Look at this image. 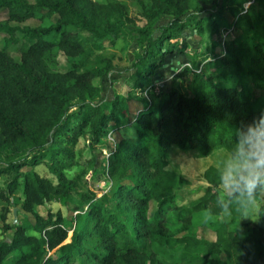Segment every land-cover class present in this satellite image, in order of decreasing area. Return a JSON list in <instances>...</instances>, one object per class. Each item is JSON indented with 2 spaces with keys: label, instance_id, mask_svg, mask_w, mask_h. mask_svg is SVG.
<instances>
[{
  "label": "trees",
  "instance_id": "16d2710c",
  "mask_svg": "<svg viewBox=\"0 0 264 264\" xmlns=\"http://www.w3.org/2000/svg\"><path fill=\"white\" fill-rule=\"evenodd\" d=\"M134 1L139 11L133 18L123 0H0V10H7L0 21L6 33L0 48V176L7 177L0 188V229L9 233L0 240V264H264V257L254 260L244 252L245 245L264 244V228L249 238L223 223L213 241L189 231L175 234L168 224L183 223L185 230L192 214L218 211V169L205 170L207 189L180 208L174 190L188 180L166 167L171 147L202 155L220 147L230 152L237 130L264 116V93L252 95V88L264 91V0ZM52 15L57 19L49 25L9 24ZM165 16L167 23L157 24ZM136 19L142 21L134 30L141 51L131 63L132 76L137 88L150 89L137 116L123 97L109 107L93 103L100 92L93 79L114 68V54L103 50L102 40ZM226 28L257 41H225L224 55L195 58L165 90L151 91L159 77L150 78L166 55L186 52L177 44L185 29L215 34ZM13 45L18 61L8 50ZM58 54L67 59L63 69ZM119 117L136 118L140 131L136 139L108 145ZM81 141L86 165H99L95 170L108 186L103 195L81 175L66 174L80 163ZM105 150L98 162L97 151ZM42 162L55 180L22 170ZM54 196L77 211L69 243L72 221L60 211L38 212ZM150 200L157 209L148 217ZM9 205L34 222L9 223ZM259 216L264 221V201Z\"/></svg>",
  "mask_w": 264,
  "mask_h": 264
},
{
  "label": "rangeland",
  "instance_id": "374dc122",
  "mask_svg": "<svg viewBox=\"0 0 264 264\" xmlns=\"http://www.w3.org/2000/svg\"><path fill=\"white\" fill-rule=\"evenodd\" d=\"M96 1L105 2L106 0ZM123 1H125L128 5V14L133 18L138 17L137 13L139 8L136 2L134 0ZM207 8H209V6ZM45 11V9L42 10L43 13H45ZM224 17L228 23L232 21V17L227 13L224 14ZM6 18L7 10H0V21L5 20ZM56 19L57 16L52 15L44 18L43 21L38 19H28L20 24L15 22H10L9 24L20 26L28 25L34 27L38 25H49L50 23L55 22ZM168 20L169 17L165 16L158 21L157 24L167 23ZM141 24L142 21L137 20L136 25L128 24L116 35L102 40L103 50L114 54V68L103 74L101 77L93 79L94 85H96L100 90L93 103H102L109 107L111 102H113L116 97H123L124 99L126 98L130 100L128 104L135 109L134 114L136 116L138 115L139 111L136 110L142 108L141 101L143 98H147L148 91L150 90L147 86L137 88L135 84L136 80L132 76L134 71L131 68V63L135 54L141 51L139 49L134 30ZM83 33L86 34V32ZM3 36H6V33L0 32V48L3 46ZM185 37L186 39H184ZM235 39H239L237 41L248 39L251 43L257 41L256 37H245L243 34L241 35L240 31H234L231 28L221 29L220 32L215 34H212L209 31L192 33L190 29H185L182 32L181 39L177 41V44L182 45L186 49V52H177V56L174 58H172L171 54L166 55L164 64L156 71L155 76L153 75L150 78V81H153L156 76L159 77V81L154 83L155 89L151 91H159V89L165 90L170 84L173 75L179 72L184 66H189V64L192 63L191 60H194L195 58L206 56L210 59L212 58L213 53H217L219 56L224 55V42ZM8 50L12 58L18 61L20 55L17 51V45L8 47ZM55 59L57 60L60 69L67 66V59L61 54H58ZM263 93L264 91L252 88L253 97H257ZM135 119L136 118L127 119V117H119L117 125L112 123L113 128L108 133V145H110V142H113V140H119L121 138L136 139L137 133L140 131V127L136 123ZM82 143L83 141H81L80 146H78L79 150L77 152L80 163L77 166H74L71 170L67 171L66 174L68 177L81 175V177L89 181V186L96 191L98 196L103 195V193L105 194L107 191L108 186L106 185L104 178L96 171L99 169V165H97L94 169L86 165L87 152H84L85 150L83 149L84 147L82 146ZM104 154L107 155L106 150L102 152L97 151L98 162L103 159V156H105ZM228 154L229 152L221 147L214 148L205 155L200 154L196 150H181L176 147H171L166 159L167 169L177 172L188 180L187 183L181 184L174 190V204L180 208H187L200 196H202L208 187V183L203 176L205 170L209 166H214L219 170L221 161ZM88 155L90 157L91 152ZM22 170H34L42 176L55 180L54 175L48 168L47 162L39 163L34 167H24ZM6 180V176H0V188L4 186ZM263 201L264 195L257 197V204L250 212L251 218L243 219V217L239 214L234 213L230 218L218 219L205 223L201 219V213H194L190 216L185 230L182 229L183 223L168 224V226L177 235L189 231L195 233L199 238H205L213 241L215 239L216 229L224 223L227 225L228 230L232 233L249 236V238H251L252 234L253 237L256 235L254 233L255 230L258 228H264V221L259 216V208ZM71 206L72 203H65L60 196H54L48 203L38 206V212L43 216L46 215L48 209H51L53 212L60 211L62 216L66 218L68 222L72 221L71 229L68 231L64 243H69L71 241L74 229L77 227V217H75L77 211L71 209ZM155 209H157L156 201L150 200L147 216L150 217V215L154 213ZM1 212L2 203H0V213ZM19 212L18 206L9 205L7 221L10 223L11 221L14 222L23 219V214ZM21 222L32 224L34 220L31 215H28V217H25L21 220ZM1 224L2 222L0 219V225ZM7 236H9V233L4 234L0 229V240ZM254 239L257 240V238ZM244 252L247 254V257L257 260L260 257H264V244H258L256 242L250 243V245H245Z\"/></svg>",
  "mask_w": 264,
  "mask_h": 264
},
{
  "label": "clouds",
  "instance_id": "9594fccd",
  "mask_svg": "<svg viewBox=\"0 0 264 264\" xmlns=\"http://www.w3.org/2000/svg\"><path fill=\"white\" fill-rule=\"evenodd\" d=\"M229 154L218 170L215 208L201 212L207 223L230 218L234 213L251 218L257 197L264 195V116L243 125L236 132Z\"/></svg>",
  "mask_w": 264,
  "mask_h": 264
}]
</instances>
